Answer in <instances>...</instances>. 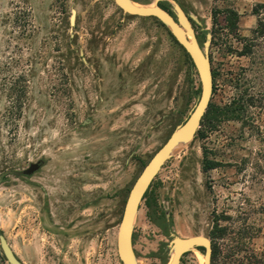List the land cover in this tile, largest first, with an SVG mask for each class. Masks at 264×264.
Masks as SVG:
<instances>
[{"label": "rangeland", "instance_id": "obj_1", "mask_svg": "<svg viewBox=\"0 0 264 264\" xmlns=\"http://www.w3.org/2000/svg\"><path fill=\"white\" fill-rule=\"evenodd\" d=\"M175 1L202 46L212 36V106L240 108V119L201 126L175 149L135 218V259L173 258L172 238L148 218L150 200L175 236L219 247L218 264H233L224 257L234 254L264 264V37L254 34L264 10L254 14L256 0ZM161 4L178 19L170 0ZM201 91L190 57L155 18L113 0H0V230L16 256L123 264L117 242L129 193ZM32 165V175H7ZM201 253L181 264H204ZM0 264H8L1 248Z\"/></svg>", "mask_w": 264, "mask_h": 264}, {"label": "water", "instance_id": "obj_2", "mask_svg": "<svg viewBox=\"0 0 264 264\" xmlns=\"http://www.w3.org/2000/svg\"><path fill=\"white\" fill-rule=\"evenodd\" d=\"M113 1L126 14L143 18H155L162 22L171 32L177 43L190 57L198 72L202 86L198 104L190 117L183 125L172 133L165 145L153 156L129 193L119 228L117 242L118 254L123 264H138L133 251V225L140 206L152 183L161 172L163 166L171 158L175 149L180 144L190 142L196 137L212 102L215 89L213 63L210 53L212 36L208 34L206 42L202 46L199 42L196 31L191 27L190 20L185 15L182 7L175 0L170 1L174 5L178 19L160 7V3L163 0H156L153 7L144 6L132 0ZM133 4H138L141 7H135ZM191 18L196 24L201 25L197 18ZM74 20L75 14L72 17V22H74ZM37 169V165H32L27 171L7 172V175L17 177L29 176L34 174ZM1 179L2 178H0V180ZM167 217L169 218V216ZM171 238L173 258L169 264H181V260L186 253L199 248L204 250V253H201L204 258V264H213V242L209 238L204 236L180 238L174 234ZM0 248L8 264H24L16 256L4 235H0Z\"/></svg>", "mask_w": 264, "mask_h": 264}, {"label": "trees", "instance_id": "obj_3", "mask_svg": "<svg viewBox=\"0 0 264 264\" xmlns=\"http://www.w3.org/2000/svg\"><path fill=\"white\" fill-rule=\"evenodd\" d=\"M160 7L166 10V7L162 4L160 5ZM261 10H264V5L258 4L254 9V14L260 17ZM228 29L231 32V34L233 35L237 34L238 32L237 19L229 20ZM254 34L258 38L264 37V20L262 19L259 20L257 28L254 31ZM213 41H214V38H213ZM245 53L250 54L251 50L247 49ZM211 59H212V55H211ZM214 78H215V74H214ZM235 105L236 104H234L233 106ZM240 110H241L240 108H235L232 106L225 107L224 109H219V108L213 107L211 104L201 126H205L211 123H221L222 121H226V120H233V121L239 120ZM211 169L212 167L210 164H207L204 167L205 172H209ZM146 205H147V208L149 209V213H148L149 220L163 232L164 236H166L167 238H171V236L173 235V232L171 230L173 226L172 220L167 217L166 213L162 211L154 203V201L148 200ZM221 232H226V230L222 229ZM0 235H3V232L1 230H0ZM223 237H224V234L222 233L220 236L216 237V239H222ZM199 249L201 251H204L202 248H199ZM221 256H222L221 249L217 247L216 245L215 246L213 245V258H212L213 264H218ZM235 257H236V254L230 255L228 257H224V259L226 260L234 259V262L232 261L233 264H243L240 262L239 259H235ZM163 264H169V261L165 260Z\"/></svg>", "mask_w": 264, "mask_h": 264}, {"label": "bare ground", "instance_id": "obj_4", "mask_svg": "<svg viewBox=\"0 0 264 264\" xmlns=\"http://www.w3.org/2000/svg\"><path fill=\"white\" fill-rule=\"evenodd\" d=\"M133 6H135V7H138V8H140L141 6L140 5H138V4H133ZM153 7V6H152ZM200 257H201V259L204 261V258H203V256H201L200 255Z\"/></svg>", "mask_w": 264, "mask_h": 264}, {"label": "crops", "instance_id": "obj_5", "mask_svg": "<svg viewBox=\"0 0 264 264\" xmlns=\"http://www.w3.org/2000/svg\"><path fill=\"white\" fill-rule=\"evenodd\" d=\"M258 4L264 5V0H256Z\"/></svg>", "mask_w": 264, "mask_h": 264}, {"label": "flooded vegetation", "instance_id": "obj_6", "mask_svg": "<svg viewBox=\"0 0 264 264\" xmlns=\"http://www.w3.org/2000/svg\"><path fill=\"white\" fill-rule=\"evenodd\" d=\"M201 44V43H200Z\"/></svg>", "mask_w": 264, "mask_h": 264}]
</instances>
